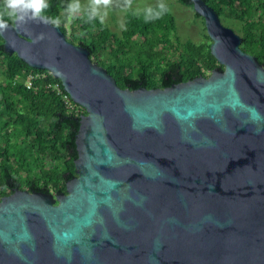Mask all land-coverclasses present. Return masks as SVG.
<instances>
[{"label":"water","instance_id":"obj_1","mask_svg":"<svg viewBox=\"0 0 264 264\" xmlns=\"http://www.w3.org/2000/svg\"><path fill=\"white\" fill-rule=\"evenodd\" d=\"M191 1L223 67L164 87H121L60 25L1 34L86 112L66 191L1 197L0 264H264V63Z\"/></svg>","mask_w":264,"mask_h":264},{"label":"trees","instance_id":"obj_2","mask_svg":"<svg viewBox=\"0 0 264 264\" xmlns=\"http://www.w3.org/2000/svg\"><path fill=\"white\" fill-rule=\"evenodd\" d=\"M179 1L193 4L191 0ZM205 1L221 17L241 21L242 48L264 63V0ZM69 2L49 0L48 17L58 18L67 38L88 47L91 57L105 66L121 87H164L205 74L218 65L223 67L212 54L210 44L188 40L183 48L175 45L171 38L176 29L172 11L151 23H144L129 13L121 33L102 27L99 21L85 23L72 19V34L68 36L66 5ZM97 25L100 27L96 28ZM163 43L166 49L162 48ZM175 46L180 56L168 59V64L163 66L169 49ZM109 48L112 52H105ZM106 53L111 55L109 61L102 58ZM135 59H139L138 68L132 63ZM168 69L173 73H168ZM0 72L6 75L5 82L0 81V199L15 187L55 193L66 191L67 180L76 174L75 139L80 116L86 109L82 106L79 113L70 109L64 98L69 93L61 79L47 69L30 66L17 53L7 52L1 34ZM28 75L29 83L26 82ZM45 159L51 164L36 169L34 163Z\"/></svg>","mask_w":264,"mask_h":264},{"label":"clouds","instance_id":"obj_3","mask_svg":"<svg viewBox=\"0 0 264 264\" xmlns=\"http://www.w3.org/2000/svg\"><path fill=\"white\" fill-rule=\"evenodd\" d=\"M134 0H70L66 5V12L72 19H79L85 23L99 21L105 23L108 10L119 7L122 11L131 12L141 18L144 23H151L162 19L171 12L166 0H157L155 5L134 8ZM50 8L49 0H0V34L7 32L12 25L17 27L30 24L50 23L59 26L60 20H50L47 13ZM43 39V33L38 36Z\"/></svg>","mask_w":264,"mask_h":264},{"label":"rangeland","instance_id":"obj_4","mask_svg":"<svg viewBox=\"0 0 264 264\" xmlns=\"http://www.w3.org/2000/svg\"><path fill=\"white\" fill-rule=\"evenodd\" d=\"M157 3V0H134L133 7L134 8H143L148 5H155ZM166 3L171 8L172 13L175 17L176 22V29L174 32L171 33V38L173 42L175 43L178 48H183L184 43L186 41L191 40L196 43H206L210 44L212 43V39L209 37L204 17L201 15H198L196 10L188 5L183 4L179 0H166ZM131 12L128 11H122L119 7H113L112 9L108 10V15L105 18V23L101 24L102 27L110 28L112 31L116 33H121L122 29L126 27V20L128 17V14ZM69 18V21L66 23L67 25V35L70 36L72 34V27H71V20L72 18ZM223 23L235 30V32L239 33L240 35H243L242 33V24L241 21L236 18H230L227 16L221 17ZM100 27V25H97L96 28ZM163 49H166V43L161 44ZM176 46L169 49L166 61L168 59L177 58L179 57V49H176ZM111 51V49L105 50V52ZM112 52V51H111ZM132 55V54H130ZM109 55L108 53L103 54V60L109 61ZM93 57H96L93 55ZM94 60V59H93ZM135 68H138L139 65V59H135L134 62ZM154 66H157L154 64ZM4 69V68H3ZM207 72V71H206ZM5 72H0V81L3 83L5 82ZM30 76L28 75L26 77V82H30ZM43 161H45V164H42ZM42 163L39 161L32 162L34 163V166L36 169H39L41 166L45 165L48 166L51 164V161L49 159L43 160ZM26 188V187H24ZM55 193V191H51Z\"/></svg>","mask_w":264,"mask_h":264},{"label":"built area","instance_id":"obj_5","mask_svg":"<svg viewBox=\"0 0 264 264\" xmlns=\"http://www.w3.org/2000/svg\"><path fill=\"white\" fill-rule=\"evenodd\" d=\"M29 83V82H28ZM56 87H58L59 88V83H57V85H56ZM70 95H68V94H64V98H65V101H66V103H67V105H68V107L70 108V109H75V111L76 112H80L81 111V107H82V105H80V104H78L77 103V105L76 104H74V100L70 97ZM74 101V102H73Z\"/></svg>","mask_w":264,"mask_h":264},{"label":"flooded vegetation","instance_id":"obj_6","mask_svg":"<svg viewBox=\"0 0 264 264\" xmlns=\"http://www.w3.org/2000/svg\"><path fill=\"white\" fill-rule=\"evenodd\" d=\"M181 2V1H180ZM184 4V3H183ZM185 5H188V6H191V7H193L194 8V6H193V4L192 5H190V4H185ZM222 20V19H221ZM223 22V21H222ZM242 36V35H241ZM209 37H210V35H209ZM211 38V37H210ZM243 38V37H242ZM212 39V38H211ZM242 42H243V40H242ZM241 45H242V43H241ZM210 47H211V45H210ZM242 47V46H241ZM165 64H168V61H166V58L164 59V62H163V66L165 65ZM220 64V63H219ZM218 66H220V65H218ZM156 68H157V66H155ZM158 69V71H160V68H157ZM168 73H170V74H172L173 73V70L172 69H168V71H167ZM210 72H211V70H208L207 72H205V74H202V75H209L210 74ZM160 73V72H159ZM178 74H179V71H178ZM179 76V75H178ZM196 77V76H195ZM175 78V77H174ZM179 78V77H178ZM178 82H180L179 80H178ZM173 83H176V82H172L171 84H173Z\"/></svg>","mask_w":264,"mask_h":264}]
</instances>
